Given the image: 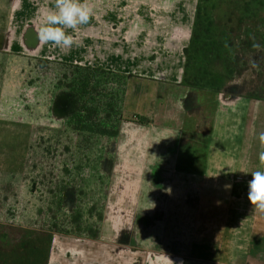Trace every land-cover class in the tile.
I'll return each mask as SVG.
<instances>
[{
    "label": "crops",
    "instance_id": "crops-1",
    "mask_svg": "<svg viewBox=\"0 0 264 264\" xmlns=\"http://www.w3.org/2000/svg\"><path fill=\"white\" fill-rule=\"evenodd\" d=\"M197 3L187 16H128L120 35L119 23L92 14L98 48L84 65L132 74L124 114L133 121L121 123L106 162L104 219L91 240L144 264H264V213L248 199L251 173L264 171V101L183 82Z\"/></svg>",
    "mask_w": 264,
    "mask_h": 264
},
{
    "label": "rangeland",
    "instance_id": "rangeland-1",
    "mask_svg": "<svg viewBox=\"0 0 264 264\" xmlns=\"http://www.w3.org/2000/svg\"><path fill=\"white\" fill-rule=\"evenodd\" d=\"M192 1L88 0V3L92 14L104 19V23L108 20L119 23L120 35L128 16L142 12L187 16L194 9ZM231 1L241 0L210 1L217 5L214 10L217 20H226ZM53 5L54 0H0V264H144L139 255L126 258L106 242L49 233L58 224L54 219L56 208L66 202L63 199L66 190L60 187L65 172L71 174L72 180L77 179L75 171L81 162L77 158L82 141L71 143L72 136L62 134V116L54 110L65 70L60 67L64 60L58 58L76 57L77 63L84 64V59H89L98 48L90 31L94 21L91 18L77 33L67 30L76 43L65 51L37 41L34 28L40 27L44 14ZM121 17L124 19L120 20ZM103 22H95L93 29L100 30ZM49 55L54 58L48 60ZM58 63L61 64L56 66ZM255 81L254 76L246 74L231 82L224 93L240 95ZM59 137L64 142L61 146L55 144ZM50 148L57 152L50 155ZM60 150L62 157L58 155ZM59 158L61 169L57 168ZM97 172L96 169L89 172L94 181ZM65 206L74 208L75 203ZM146 259L148 263L150 260Z\"/></svg>",
    "mask_w": 264,
    "mask_h": 264
},
{
    "label": "trees",
    "instance_id": "trees-1",
    "mask_svg": "<svg viewBox=\"0 0 264 264\" xmlns=\"http://www.w3.org/2000/svg\"><path fill=\"white\" fill-rule=\"evenodd\" d=\"M210 1L198 0L192 36L184 49L183 82L194 88L224 93L231 82L251 74L257 81L243 89L240 96L264 101V0L231 1V10L224 22L216 19L217 5ZM46 63L42 65L47 66ZM60 67L65 70L59 93L68 92L72 104V111L62 118V134L72 136L71 143L82 141L80 158H77L81 162L75 171L80 182L72 180L69 172H65V178L63 175L60 187L66 190L63 197L66 202L56 208L54 219L58 224L49 233L98 239L110 177L106 162L111 158L121 123L133 121L124 114L132 74L77 62H63ZM136 119L149 122L144 116ZM63 143L59 137L55 144ZM49 152L52 155L57 150L50 148ZM60 152L58 155L62 157ZM59 160L57 168L61 169ZM93 169L98 171L95 181L89 173ZM69 199L75 203L74 208L65 206L66 203L71 206Z\"/></svg>",
    "mask_w": 264,
    "mask_h": 264
},
{
    "label": "clouds",
    "instance_id": "clouds-1",
    "mask_svg": "<svg viewBox=\"0 0 264 264\" xmlns=\"http://www.w3.org/2000/svg\"><path fill=\"white\" fill-rule=\"evenodd\" d=\"M93 9L88 0H54L53 7L47 11L38 28H34L37 41L51 43L64 50L76 43L74 35L81 25L89 22ZM260 152L259 164L264 168V131L258 134ZM252 179L248 181V199L253 208L264 213V171L252 172Z\"/></svg>",
    "mask_w": 264,
    "mask_h": 264
},
{
    "label": "water",
    "instance_id": "water-1",
    "mask_svg": "<svg viewBox=\"0 0 264 264\" xmlns=\"http://www.w3.org/2000/svg\"><path fill=\"white\" fill-rule=\"evenodd\" d=\"M54 110L61 116H65L72 111V104L68 95H60L55 100Z\"/></svg>",
    "mask_w": 264,
    "mask_h": 264
},
{
    "label": "flooded vegetation",
    "instance_id": "flooded-vegetation-1",
    "mask_svg": "<svg viewBox=\"0 0 264 264\" xmlns=\"http://www.w3.org/2000/svg\"><path fill=\"white\" fill-rule=\"evenodd\" d=\"M60 95H68V96H69L68 92H66V91H63V92H60V93H58V94L56 95V98H55V100H56V99H57V97H58V96H60Z\"/></svg>",
    "mask_w": 264,
    "mask_h": 264
}]
</instances>
